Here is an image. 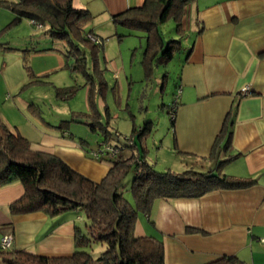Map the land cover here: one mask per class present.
<instances>
[{
  "label": "crops",
  "instance_id": "obj_1",
  "mask_svg": "<svg viewBox=\"0 0 264 264\" xmlns=\"http://www.w3.org/2000/svg\"><path fill=\"white\" fill-rule=\"evenodd\" d=\"M144 2L72 0L74 6L90 12L84 28L102 40L103 36L123 35L128 28L115 24L114 14ZM14 16L0 3V28ZM183 28L189 30L191 43L179 68L172 143L166 136V147L160 144L158 153L165 147L184 168L191 163L206 170L220 166L222 173L252 182L196 197L156 198L149 213L137 217L135 234L154 235L163 241L164 264H207L221 256H233L234 261L225 264H264L260 241L264 237V0H190L184 9ZM39 41L42 45L31 53L47 51L60 57L57 48L42 49V36ZM244 87L247 92L242 91ZM224 120L230 123L227 145L222 135ZM46 123L52 128L32 148L59 156L92 180L99 181L106 174L111 161L90 157L92 148L85 131L72 130L66 121ZM80 138L85 141L80 143ZM132 151L128 148L122 155ZM145 158L158 166V155L154 160ZM167 164L172 170L173 163ZM22 193L20 182L0 186V239L10 235V249L15 251L70 255L75 249L78 213L73 220L42 211L13 214L9 204ZM51 220L48 232L39 236L40 227ZM0 264H4L1 257Z\"/></svg>",
  "mask_w": 264,
  "mask_h": 264
},
{
  "label": "trees",
  "instance_id": "obj_2",
  "mask_svg": "<svg viewBox=\"0 0 264 264\" xmlns=\"http://www.w3.org/2000/svg\"><path fill=\"white\" fill-rule=\"evenodd\" d=\"M189 1L145 0L141 6H132L114 14L112 20L115 24L146 32L144 59L156 52L160 57L169 59L177 49L182 48V45L178 38L164 42L159 26L168 19H173L175 29L182 36L184 9ZM0 3L8 6L15 13L12 22L23 16L28 17L43 28V34L49 37L51 42L59 40L63 44L62 47L47 43L42 49L57 48L66 59L72 57L73 67L78 71L87 72L86 47L92 52L94 62L99 60L98 52L102 49V39L100 38V43L90 40L89 34L92 33L84 28V24L91 17L86 8L74 6L72 0H2ZM88 102L92 113L89 116L92 120H85V123L92 131L100 129L104 138H107L111 131L99 121L98 111L91 95H88ZM177 104L178 94L168 109L172 128ZM149 129L148 122L139 129L134 125L131 134L127 136L134 138L132 143L127 144L123 141V147H128L134 152L127 156L122 155L121 152L115 157L107 156L111 165L106 174L99 181H95L72 168L59 156L32 148L25 136L0 120V186L13 182H20L23 186L21 196L9 204L10 212L19 214L42 211L52 217L66 210H75L78 212L77 219L79 218L74 223L75 249L70 255L47 256L26 250L15 251L10 249L11 243L8 248L0 246L3 263L164 264L163 241L154 235H136L134 231L137 217L139 214L149 213L154 199L196 197L222 188L247 186L252 182L251 179L215 173L212 169L157 170L145 158L146 149L141 145ZM222 131L227 145L230 123L226 120ZM116 132L115 136L118 135ZM136 136L139 143L134 141ZM220 137L218 134V138ZM83 141L85 140L80 138L79 142ZM215 146L214 143L212 154ZM102 157L103 155L99 158ZM132 171L134 178L129 191L133 202L127 199L121 190L124 178ZM94 242L105 244L98 256L94 257L88 251L78 249ZM232 261H234L233 256H221L207 264H225Z\"/></svg>",
  "mask_w": 264,
  "mask_h": 264
},
{
  "label": "rangeland",
  "instance_id": "obj_3",
  "mask_svg": "<svg viewBox=\"0 0 264 264\" xmlns=\"http://www.w3.org/2000/svg\"><path fill=\"white\" fill-rule=\"evenodd\" d=\"M9 21L0 28V120L26 136L32 146L38 147L40 135L49 133L52 127L46 123L48 121L60 124L65 120L72 130L77 127L79 131H85L87 144L95 150L105 139L113 145L123 144L134 125L139 129L148 122L150 129L141 145L149 159H157L156 155L160 158L158 166H155L157 170H166V165H170L167 162L173 163L172 170H206L195 163L184 168L180 161L173 160L164 145L166 136L172 143L168 109L176 98L180 64L186 55L187 44L191 43L189 30L181 36L173 19L159 26L164 42L178 38L182 45L169 59L160 57L158 52L144 59L146 32L142 29L125 28L123 35L118 34L121 36H103L97 62H94L90 49L84 47L87 72L83 73L73 67V58L66 59L63 53L60 57L47 51L31 53L37 45H42L39 41L41 36L45 45L58 47L61 44L60 48L63 44L59 40L51 42L43 34V28L30 18L23 16L17 21ZM37 41L39 43L36 44ZM88 95L95 102L99 121L111 131L107 138L100 129L92 131L88 124H84L85 120H92ZM80 120L82 122H76ZM115 130L120 135L115 136ZM135 142L139 143L137 136ZM160 144L165 147L158 153ZM127 149H122L121 154ZM162 156L170 160L164 162ZM106 157L103 155L101 159L106 160ZM212 170L222 173L220 166ZM133 178L134 171L129 172L121 187L131 202L129 187ZM77 213L66 210L59 216L73 220ZM51 224L52 220L41 226L39 236H44ZM104 247V243L94 242L78 249H84L95 257Z\"/></svg>",
  "mask_w": 264,
  "mask_h": 264
},
{
  "label": "built area",
  "instance_id": "obj_4",
  "mask_svg": "<svg viewBox=\"0 0 264 264\" xmlns=\"http://www.w3.org/2000/svg\"><path fill=\"white\" fill-rule=\"evenodd\" d=\"M89 38H90V40H92L95 43H100L101 42V39L98 36L89 34ZM242 91L243 92H247V88L244 87L242 89ZM116 134H118V132H116ZM118 135H120V134H118ZM125 142H127V144H131L132 143V138L126 137V141ZM99 145L100 146L96 150L94 149V150L91 151V156L93 158H95V159L101 157L102 155H106V156H109V157L110 156L111 157H115L124 148L123 147V144H121V145H115L114 144L113 145V144L108 143V142H105V141H101L99 143ZM260 241L262 243H264V237H261L260 238ZM11 243H12V237L10 235H8V234L3 235L1 237V239H0V246L2 248H8V247H10Z\"/></svg>",
  "mask_w": 264,
  "mask_h": 264
}]
</instances>
